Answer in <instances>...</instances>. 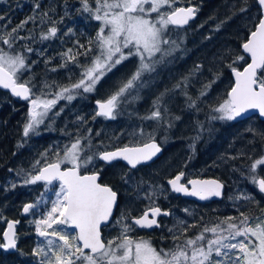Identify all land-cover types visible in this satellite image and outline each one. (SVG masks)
Listing matches in <instances>:
<instances>
[{"label":"snow or ice","instance_id":"6c2138e0","mask_svg":"<svg viewBox=\"0 0 264 264\" xmlns=\"http://www.w3.org/2000/svg\"><path fill=\"white\" fill-rule=\"evenodd\" d=\"M183 2L184 0H79L78 11L88 14L92 20L99 22L100 27L96 35L89 38L87 47L78 44L79 48L84 49L83 52L74 53L72 48H68L60 54L61 64L49 71L55 72L58 68L67 69L69 65H75L80 68V78L68 85H59L55 81L50 83L45 79L39 85V92L36 91L37 85L33 83L34 77L27 80H22V77L36 63L32 61L29 64L26 53L36 52L40 57L45 53L27 45L23 51L13 49L18 40L36 42L38 39L44 42L54 39L58 34L56 21H52V26L48 27L47 32H41L38 38L32 33L27 36L18 35L29 22L36 23L38 17L39 25L50 19L49 12H40V5L36 3L33 7L34 15L27 17L16 27L10 31L7 25L0 27V44L8 49L6 51L4 47H0V89L9 90L13 97L28 104L21 132L23 143L18 142L17 148L24 147L29 138L39 136L42 127L46 131L54 130L55 121L64 111V108L56 111L61 101L70 105L77 98L94 93L108 74L131 59L136 60L133 70L126 79L121 78L117 82L115 91L106 99L96 101L92 120H115L123 114L124 109L138 103L142 99V91L153 83L152 78L157 68L171 63L177 53L186 51V34L181 33L196 18L199 8L192 5L191 0H187V7L176 6ZM244 3L246 6L241 7L238 13L234 11L211 31L219 32L235 15L247 12V0ZM255 4L259 11L252 17L254 27L239 45L243 54L236 55L230 63L225 64L235 78L234 83L222 102L209 106L205 120L193 121L195 135L190 137L191 143L188 145L193 153L197 142L206 133L211 134L216 122L235 121L245 117L249 111H256L264 118V0H255ZM67 15L66 9L65 16ZM4 19L6 17L0 15V21ZM257 19L258 22H255ZM72 32L73 29L69 28L68 33ZM205 39H211V36ZM230 54L231 49L226 50L220 60L223 61ZM81 55L85 57L84 64L79 62ZM246 56L250 57V62L246 60ZM51 60L52 58L45 59V65ZM240 61H245L242 71L236 66ZM202 67L201 64L194 65L192 70L170 88L166 87L160 92L153 99L148 114L140 116L130 112L129 116L136 115L140 125L132 127L130 131L122 130L109 143L94 142L91 128L81 135V130L88 121L84 115H77L71 121L77 126L75 132L68 130L67 122L65 128L61 129L62 134L68 137L66 143L49 145L28 169L21 167L15 170L20 186L36 185L38 182H43L44 185V191L36 201L24 203L22 207V214L34 217L29 223L34 225L38 237L31 254L35 264H264V210H261L260 217H254L237 208L238 217L217 218L215 223L205 225L195 236H188L191 229L200 226L203 217L200 222L194 220L189 224L186 219L174 217L172 211L162 209L157 204L161 197L167 199L169 193L196 197L201 201L222 197L224 184L220 180L194 178L187 179L185 184L182 179L187 174L180 171L167 179L166 188L164 184H151L143 179L134 181L131 177L133 170L153 161L162 152L157 134L162 131L165 134L163 140L167 142L168 133L181 120L180 116L172 114L169 107L168 100L172 96L180 93L184 97L186 109L196 113L202 111L201 102L207 98L212 86L222 75L214 73L213 79L204 83L193 97L189 89ZM146 125L151 128L150 131H146ZM248 131L257 135L254 129L249 128ZM125 134L129 144L109 150L112 142L118 141ZM100 135V132H96V137ZM238 155L245 156L246 153L240 152ZM236 158L228 157L225 163ZM120 161L125 162L128 168L120 177L121 181L132 188L137 199L147 200L149 206L139 216H132L133 209L130 207L121 209L120 215L115 218L119 233L105 241L102 228L113 223L118 193L110 185L98 183L100 169L96 165L102 162L106 166H112ZM262 165L264 155L251 163L247 179L259 193L264 194V178L257 175L258 167ZM89 168L93 169L91 173L88 172ZM12 171L13 169H9V172ZM244 175L241 171V176ZM9 184L12 189L17 187L14 182L9 181ZM9 190L5 188V191ZM229 200L234 203H259L254 195L246 192L231 195ZM182 211L186 217L194 218L192 210L184 208ZM161 216L174 218L171 226H164L171 236L172 247L157 249L149 240L133 238L132 233L138 229L162 227L159 221ZM253 219L258 221L254 227L251 223ZM18 223L19 221H7L0 251L7 253L18 250L15 230Z\"/></svg>","mask_w":264,"mask_h":264},{"label":"trees","instance_id":"16d2710c","mask_svg":"<svg viewBox=\"0 0 264 264\" xmlns=\"http://www.w3.org/2000/svg\"><path fill=\"white\" fill-rule=\"evenodd\" d=\"M192 1V0H191ZM194 4L200 5V13L198 14L195 23L190 27H186L181 35L186 34V40L184 47L186 51L177 53L175 59L168 64L161 65L157 68L156 74L153 76V84H159L157 89H153L151 94H146V89L141 93L142 99L123 110V114L118 116L115 120H104L103 118H97L92 120V116L95 113L94 101L97 98L106 99L113 91L115 86L121 78H127L136 64V60H128L119 66L116 70L108 74L101 83L98 84L94 93L87 94L84 98H77L70 105H67L65 101H61L56 108L59 111L60 108H64L62 115L55 121L54 130L46 131L44 127L40 129V135L34 136L28 139L24 144V147L17 148L18 142L23 143L21 132L23 124L25 123V117L28 110V104L23 101L20 106L15 103V98L8 92L0 89V233L7 221L10 219H19L20 227L18 237V250L13 253H5L0 251V264H35L32 258V249L35 247L37 235L35 233L34 225H31V221L34 217L32 215L22 214V207L24 203L35 202L37 197L44 191V186L40 183L30 186H20V181L16 176L18 168L28 169L30 165L39 157V154L48 148L53 143H59L63 145L68 141V137L64 136L61 129L65 128L67 122L68 130L75 132L77 126L73 125L71 121L75 120L77 115H84L87 118L88 123L82 128L81 135L87 133V129L91 128L93 131L91 135L94 138V142L105 141L109 143L113 137L119 136L122 130H131L132 127L140 125V121L136 118V115L129 116L130 112L136 113L140 116L146 115L149 112L150 105L153 99L162 92L166 87L170 88L177 80L176 76L186 75L190 70L194 68V65L201 64L203 67L198 77L193 80V86L189 89L190 94L195 97L204 83L213 79L214 73H222L221 78L223 83L218 86L217 82L212 86L210 94L207 98L201 102V112L196 113L194 110H188L184 107V97L177 93L168 100L169 107L172 114L181 117V120L176 122V126L168 133V140L164 142V133L161 131L157 134V141L163 148V154L160 160H157L152 165L141 166L131 172V177L134 181L143 179L144 181L157 184L160 180L167 186V179L173 174L180 171L186 172V178H218L219 173L214 169L209 168L210 162L207 157H204V148L209 147L211 142V134H205L202 139L197 142L195 152L193 153L188 145L191 143L190 137L195 135L193 121L199 119L205 120V115L209 111V106H214L220 103L226 96L232 84V76L229 68L225 67L226 63H230L236 55L243 54L239 45L242 43V38L246 37L247 33L254 27L252 17L257 15L259 9L255 4V0H247L248 11L243 14L235 15L228 23H226L222 30L219 32L211 31L217 23L226 17L232 15V13L239 12L241 7H245L244 0H193ZM184 2L188 3L187 0ZM183 2V3H184ZM36 3L40 5V12L48 11L50 19L47 23L39 25V17L37 22H29L25 25V29L21 30L18 35L27 36L30 33L34 34L37 38L41 32H47L48 27L52 26V21H56L55 26L58 28V34L54 39H50L44 42H40L38 39L36 42L31 40L17 41L13 50L23 51L24 46H30L39 51H43L45 55L40 57L33 53H26L29 57L28 63L36 61L30 72H25L23 75L24 80L29 79L33 70L37 74H41L40 67L45 68V59L52 58L51 62L46 66L47 69L57 68L61 64L60 54L68 48H72L73 52H83L84 49L78 47V44H82L85 47L88 46V40L90 37H94L98 30V24L90 18L86 13L78 11L80 8L79 0H0V15L6 17V19L0 21V27L7 25L8 31L20 24L21 21L27 17L34 15L33 7ZM193 3V2H191ZM235 5V8H233ZM54 9V11H53ZM67 9L68 15L65 16V10ZM63 17V20H61ZM213 18V19H210ZM10 21V23H9ZM258 19L255 21L257 22ZM203 25L199 29L193 28L194 24ZM230 28H227L229 27ZM239 27V28H238ZM73 29L72 33H68V29ZM227 28V33H224ZM238 30V32H236ZM211 36V39H205V37ZM219 41L216 45L214 41ZM78 42V43H77ZM0 47L5 45L0 44ZM232 47V48H230ZM231 49V54L224 57V60H218L219 65H214L208 61V58L212 55L221 57V55L228 49ZM221 53L217 55V51ZM80 64H84L85 57L80 56ZM90 59V58H89ZM247 60V57H246ZM245 65V61L237 63L238 69ZM53 72L55 74V81L59 85H68L76 82L80 78V68L75 65H69L67 72L60 70ZM179 71V72H178ZM50 72V71H49ZM71 76V80H69ZM181 76V77H182ZM147 79V77H146ZM34 83V82H33ZM35 84V83H34ZM36 85V84H35ZM104 85H108L111 88L102 90ZM152 83L149 85L151 86ZM39 86V85H37ZM149 88V87H148ZM102 90V91H101ZM55 91V89H54ZM239 126L240 131L246 127V131L251 127L250 120L234 121ZM231 122H216L213 125V129L217 127L220 129V125H225ZM257 127L264 131V125L261 121H257ZM242 126V127H240ZM151 128L146 125V131H150ZM239 130V129H238ZM96 132H100L101 135L96 137ZM129 144V139L125 134L118 141L112 142L111 148L120 147ZM168 147H174L180 155V161L173 162L172 172L169 175H164L169 171L168 168L164 170L159 169V162L165 156ZM226 148H223L218 152L217 157L224 159L226 155ZM9 169H13L9 172ZM227 168H224L226 171ZM118 182L113 187L118 192V205L116 207V217L119 216L121 209L130 207L133 209L132 215H138L143 209L140 205L143 201L136 198L135 193L131 187L126 186L120 179V177L128 171L121 164L117 168ZM9 181L17 184V187L12 189ZM5 188H9V191H5ZM147 191V188H145ZM134 197V198H133ZM54 198V197H53ZM137 199V203L134 204L133 199ZM170 200H179L182 203L187 200L175 196L169 193L167 201L160 198L157 201L158 206L164 208L174 209L173 205L168 202ZM175 203V202H173ZM147 205L149 203L147 202ZM51 204L48 203L50 208ZM139 209V210H138ZM261 210H264L263 203L250 206L246 214L252 216L259 215ZM179 212V211H178ZM177 212V213H178ZM174 213V212H173ZM174 213V214H177ZM207 214V213H206ZM200 215H203L200 213ZM199 213L194 214L193 217H186L189 222H198L200 218ZM205 215V213H204ZM3 220L1 221V219ZM168 223H172V218L166 220ZM115 222H113V226ZM116 235L119 233V228H114ZM201 229L189 231L188 236H195ZM151 241L152 246L160 248L172 247V239L168 231L164 229H156V232L151 237L147 238ZM1 242V237H0ZM21 252L23 255H21Z\"/></svg>","mask_w":264,"mask_h":264},{"label":"rangeland","instance_id":"374dc122","mask_svg":"<svg viewBox=\"0 0 264 264\" xmlns=\"http://www.w3.org/2000/svg\"><path fill=\"white\" fill-rule=\"evenodd\" d=\"M191 2H193L191 4L194 5L195 2L193 0ZM182 4H184V6H189V4L186 2H184ZM197 6L199 8V11H198V14H199L200 13V5L197 4ZM93 7H95L94 2H93ZM193 26H194L193 28H196V29L200 28V24H198V22L196 24H194ZM99 27H100V24H99ZM227 28H230V26ZM227 28H226L224 33L228 32ZM251 30H252V27H251ZM236 32H238V30H236ZM220 40L221 39H219L218 41H214V43L216 45H218ZM230 48H232V47H230ZM220 53L221 52L218 50L217 55ZM219 58L220 57H218L216 55H212L211 57L208 58V61L210 63H213L214 65L216 64V65L220 66L221 64L218 63ZM131 60H134V59H131ZM89 61H90V59H89ZM44 67H45L44 69L40 67L41 74L35 73L34 70L31 74H29L30 77H34L33 82L36 85H40L42 83V81H44L45 79H47L50 83L52 80H56L55 74L52 71L49 72V68L47 69L46 66H44ZM32 68H34V67H32ZM60 70L67 72V69H64V68H61ZM181 76L182 75H180V73H179V75H177L176 78L179 79V77H181ZM172 79H173V81L176 82V79L174 77ZM22 80H24V77H22ZM103 80H105V79H103ZM217 83H218L217 84L218 86H221L223 83V79L220 77V79L217 81ZM158 86H159V84H156V83L153 84L152 83V85L146 89V94L150 95L152 90L153 89L156 90ZM110 88H111L110 86L104 85L102 87V90H105V89L109 90ZM36 91L39 92V86H37ZM224 98H226V96ZM96 100H103V99L97 98V99H95V101ZM95 101H94V104H95ZM249 120H250L249 123L251 125L250 128L254 129L255 132L257 133V135H253V132H250V131L244 132L246 127L242 131H240L239 126H237V123H235L234 121H231V123H228L225 125H220V129L215 127L211 132V142L209 144V147L204 148V152H203L204 155L203 156L208 158V160L210 162L209 168L214 169L217 172L223 171V173H219L220 175L218 176V179L221 178V179L225 180L230 185V194L228 196H226V198L223 202H221L219 205H217L215 207L204 206L200 203L188 201V200L184 203H182L179 200H170L168 203L170 205H173V208H174L171 210L174 213H177L179 211L177 214H174V217H180L182 219H185L183 217V215H185V214L182 211L184 208H188V209L192 210L194 212V214H196L198 212L200 215V213H201L203 215H200L198 222L201 221V217H203V221L200 223V226L197 227L200 229L202 227H204L205 225L211 226V224H213L217 221V218L224 219V218L229 217V216L238 217L239 212L237 211V208H239V211H243L246 213L247 209L250 206L257 205L255 202L245 203V202H239L238 201V202L234 203L233 201L229 200V196L238 195L240 192L251 193L252 195L255 196L256 201H259L258 204L263 203V206H264V198H263L264 196L263 197L259 196L257 193L258 189H256L253 185H251L247 179V170H248L249 166L251 165V163L255 159H258L261 155H264V135H261V134H264V131H262V129L257 127L256 123L259 119L252 117V118H249ZM236 121L238 122L239 120H236ZM240 127H242V126H240ZM250 141L252 143H250ZM225 147H227V148H226V155H224V159L221 157H217L218 152L221 151ZM167 151L168 152H166L163 159L159 162V164H157L159 166V169L164 170V172H165V169L168 168L169 171L165 172L164 175H169L172 172L171 171L172 166H174L173 162L177 163L178 161H180L179 152H177L174 147H168ZM240 152H245L246 155L245 156H239L238 153H240ZM233 156H235L237 158L234 160L229 159L225 163V160L228 157H233ZM249 156L251 158H249ZM160 158H161V156L159 157V160H160ZM224 168H227V170L224 171ZM233 169H238V171H233ZM241 171H243L245 173V175L243 177L241 176ZM260 174H264V165L258 167V170H257L258 177ZM240 177H242V178L240 179ZM259 178H261V177H259ZM19 181L20 180L18 179V182ZM157 184H163V182L158 180ZM161 198H163V197H161ZM139 200L143 201V203L140 205L139 209L141 207L147 208L149 206V205H147V202H148L147 200H144V199H139ZM163 200L167 201V199H164V198H163ZM133 201H134V204L137 203L136 198L133 199ZM218 201H220V200H218ZM173 202H175V203H173ZM169 209L170 208H168V210ZM204 213H205V215H204ZM260 216H261V213L259 215H255L254 217H260ZM2 220H3V218L1 219V221ZM186 220L188 221L189 224L193 223L192 221L189 222L188 219H186ZM257 222L258 221L256 219H253L251 222L252 226L254 227ZM173 223H174V218H172V223L166 222V223H164V226L165 225L171 226ZM197 228H193V229H191V231L195 232L197 230ZM164 231H167V227H164ZM37 240H38V237L36 238V242H37ZM145 240H147V239H145Z\"/></svg>","mask_w":264,"mask_h":264},{"label":"flooded vegetation","instance_id":"af4514ba","mask_svg":"<svg viewBox=\"0 0 264 264\" xmlns=\"http://www.w3.org/2000/svg\"><path fill=\"white\" fill-rule=\"evenodd\" d=\"M196 7H198L197 6V4H194ZM180 6H184V4H177V7H180ZM197 17H198V14H197ZM197 19V18H196ZM195 19V20H196ZM94 22L95 23H97L98 24V27H99V22H97V21H95L94 20ZM258 22V21H257ZM193 23H195V21L193 22ZM193 23H191L190 25H188L187 27H190ZM248 60V59H247ZM23 101L22 100H19V99H17V98H15V103H16V105L17 106H20L21 105V103H22ZM96 110V109H95ZM253 118H257V119H259V116H254ZM259 121H261L260 119H259ZM262 123H263V125H264V122L263 121H261ZM158 142V141H157ZM159 143V142H158ZM162 147V146H161ZM115 148V147H114ZM112 148H109V150H111ZM101 150H103V149H101ZM161 155V154H160ZM160 155L157 157V158H155L153 161H151V162H149V163H147V164H145V165H152L153 163H155L157 160H159V157H160ZM119 164H121L123 167H125L126 169H128L127 168V166H126V164H124L122 161H120V162H117L116 164H114V165H112V166H106V165H104L102 162H99V163H97V165H96V168L97 169H100V173H99V177H98V183H101V184H107V185H110L112 188H113V190H115V191H117L114 187H113V185L114 184H116L117 182H118V178H117V173H118V171H117V168H118V165ZM145 165H141V166H145ZM141 166H139V167H141ZM138 167V168H139ZM137 168V169H138ZM91 171H93V169H91V168H89L88 169V172L89 173H91ZM176 175V174H175ZM173 176V175H172ZM171 176V177H172ZM171 177H169V178H171ZM174 177V176H173ZM259 177H261V178H264V174H260L259 175ZM168 178V179H169ZM210 178H215V177H210ZM242 177H240V179H241ZM187 179H189V178H184V179H182V182L183 183H185L186 181H187ZM218 179V178H217ZM219 180L224 184V196H223V198L220 200V201H215V200H206V201H203V202H201L200 204H202V205H204V206H208V207H215V206H217V205H219L221 202H223L224 200H225V198H226V196H228L229 194H230V185L225 181V180H223V179H221V178H219ZM38 183H40L41 185H43V182H38ZM44 186V185H43ZM168 186V185H167ZM56 187L58 188L59 187V185H58V183H57V185H56ZM118 193V192H117ZM258 193V195L259 196H261V197H263L264 196V194H261V193H259V192H257ZM264 198V197H263ZM27 203H29V202H27ZM117 207V206H116ZM116 207H115V210H114V216H113V222H115V218H116ZM159 207H161L160 205H159ZM162 209H166V210H168V208H164V207H161ZM147 208H143L142 210H141V212H139L138 213V215H132V216H139V215H141L142 213H143V211L144 210H146ZM243 209V208H242ZM170 211H172L171 209H169ZM173 212V211H172ZM174 214V213H173ZM120 215V214H119ZM169 217H164V216H161V217H159V221H160V224L162 225V227H160V228H162V229H164V223H166V220L168 219ZM15 221H19V223L16 225V233H19V227H20V220L19 219H15ZM5 226H6V223H5V225H4V227H3V230H2V232L0 233V237H1V242H2V233H3V231H4V229H5ZM114 227H115V225L113 226V223H111V224H109V225H107L106 227H103L102 228V236H103V238H104V240L105 241H107L108 239H110V238H113V237H115V236H117L116 234H114L115 233V230H114ZM160 228H154V229H152V230H147V229H138V230H136L134 233H132V236H133V238L134 239H140V238H143V239H147V238H149V237H151L152 235H154L155 234V232H156V229H160Z\"/></svg>","mask_w":264,"mask_h":264},{"label":"water","instance_id":"95a60500","mask_svg":"<svg viewBox=\"0 0 264 264\" xmlns=\"http://www.w3.org/2000/svg\"><path fill=\"white\" fill-rule=\"evenodd\" d=\"M184 7H187V6H184ZM242 50V49H241ZM247 57V56H246ZM247 59H248V61L250 62V57H247ZM245 66V65H244ZM243 66V67H244ZM243 67L241 68V69H239V70H243ZM231 76H232V74H231ZM234 80H235V78L232 76V81H233V83H234ZM232 83V84H233ZM2 90H4V89H2ZM230 90V89H229ZM5 91H7V92H9L10 93V91L9 90H5ZM11 94V93H10ZM95 108H96V102H95ZM254 115H257V116H259V114H258V112H256V111H249L247 114H246V116L245 117H242V118H240V119H243V118H247V117H250V116H254ZM259 118L260 119H262V120H264V118H262V117H260L259 116ZM240 119H237V120H240ZM123 147V146H122ZM161 154V153H160ZM159 154V155H160ZM158 155V156H159ZM157 156V157H158ZM156 157V158H157ZM123 162V161H122ZM124 164H125V162H123ZM191 179H194V178H191ZM200 179V178H199ZM203 179H206V178H203ZM217 180H219V179H217ZM187 183V181L185 182V184ZM223 190H224V188H223ZM177 195V194H176ZM181 196H183V195H181ZM183 197H186V198H189V199H194V200H197V201H199V202H203V201H201V200H199L198 198H196V197H191V196H183ZM220 198V197H219ZM214 199H218V198H210L209 200H214ZM115 210V209H114ZM24 215H27V214H24ZM15 221V220H14ZM7 228V223H6V226H5V229ZM4 229V230H5ZM152 229H154V228H152ZM152 229H147V230H152ZM16 230V229H15ZM2 238H3V234H2ZM15 250H13V251H9L8 253H13Z\"/></svg>","mask_w":264,"mask_h":264},{"label":"bare ground","instance_id":"6f19581e","mask_svg":"<svg viewBox=\"0 0 264 264\" xmlns=\"http://www.w3.org/2000/svg\"><path fill=\"white\" fill-rule=\"evenodd\" d=\"M196 18H197V16H196ZM195 18V19H196ZM195 19L191 22V23H193L194 21H195ZM190 23V24H191ZM189 24V25H190ZM7 92V91H6ZM9 93V92H8ZM10 94V93H9ZM11 95V94H10ZM97 101V100H96ZM95 101V102H96ZM252 117H254V116H250V117H247V118H243V119H240L239 121H242V120H246V119H249V118H252ZM260 119V118H259ZM261 121H263L264 122V120H262V119H260ZM163 147H162V152H161V155H162V153H163ZM160 155V156H161ZM179 173V172H178ZM178 173H176V174H178ZM173 176H175V174H173ZM172 176V177H173ZM189 179H191V178H189ZM200 179H203V178H200ZM206 179H217V178H206ZM175 196H179V197H182V198H184V199H186V200H188V201H193V202H197V203H201V202H199V201H197V200H194V199H189V198H186V197H183V196H181V195H176V194H174ZM223 195H224V190H223ZM223 195H222V197H220V198H218V199H214L215 201H218V200H221L222 198H223ZM10 220H13V219H10ZM3 234V233H2Z\"/></svg>","mask_w":264,"mask_h":264}]
</instances>
